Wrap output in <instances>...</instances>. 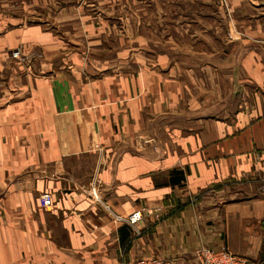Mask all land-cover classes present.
<instances>
[{
  "label": "crops",
  "instance_id": "crops-1",
  "mask_svg": "<svg viewBox=\"0 0 264 264\" xmlns=\"http://www.w3.org/2000/svg\"><path fill=\"white\" fill-rule=\"evenodd\" d=\"M263 186L264 0H0V264H264Z\"/></svg>",
  "mask_w": 264,
  "mask_h": 264
},
{
  "label": "built area",
  "instance_id": "built-area-1",
  "mask_svg": "<svg viewBox=\"0 0 264 264\" xmlns=\"http://www.w3.org/2000/svg\"><path fill=\"white\" fill-rule=\"evenodd\" d=\"M19 51L12 54L13 58H19ZM264 191V186L262 187ZM96 196V194H95ZM98 199V197L96 196ZM53 205V199L51 194H44L40 197V206L42 208H50ZM109 212V207H106ZM145 214L143 210H137L127 217H121L114 215V219L117 222H123L129 225L134 231L138 232V226L144 220ZM264 260V254H263ZM136 264H175L173 261L165 259H149L142 260ZM195 264H251V262L244 257L238 256L232 253L227 247H223L220 250H214L207 247H201L195 251Z\"/></svg>",
  "mask_w": 264,
  "mask_h": 264
},
{
  "label": "water",
  "instance_id": "water-1",
  "mask_svg": "<svg viewBox=\"0 0 264 264\" xmlns=\"http://www.w3.org/2000/svg\"><path fill=\"white\" fill-rule=\"evenodd\" d=\"M263 231H264V223H263Z\"/></svg>",
  "mask_w": 264,
  "mask_h": 264
}]
</instances>
